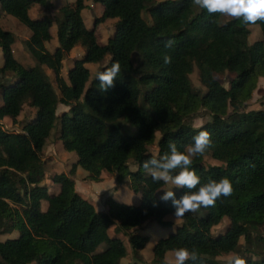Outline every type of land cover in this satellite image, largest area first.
Listing matches in <instances>:
<instances>
[{
	"label": "trees",
	"instance_id": "obj_1",
	"mask_svg": "<svg viewBox=\"0 0 264 264\" xmlns=\"http://www.w3.org/2000/svg\"><path fill=\"white\" fill-rule=\"evenodd\" d=\"M97 1L104 8L97 25L118 20L115 35L105 46L97 44L94 33H87L79 19L78 10L85 0L64 7L60 16L38 20H31L30 11L35 5L48 7V0H0L5 14L31 30L27 46L39 64L26 67L19 62L13 53L15 36L0 27L4 54L0 122L19 125L26 106L38 109L36 118L26 121L21 133L0 124V228L3 234L20 233L17 239L0 242V264H121L127 251L121 239L109 236L108 215L116 219L120 230L137 229L149 221L169 225L165 218L174 214L172 201L157 197L165 185L143 173L142 165L154 155L150 147L158 133L162 135L161 146L169 148L174 141L183 151L199 131L211 133L214 143L207 152L223 163L207 168V152L194 158L192 167L201 184L228 177L234 192L214 207L186 214L174 233L158 241L152 264H162L167 253L180 247L198 253L199 258L187 264H217L208 256L221 251L237 253L251 226L264 224V110L255 114L245 111L260 79H264V22L255 24L261 27L263 41L250 45V27L254 25L210 15L193 0ZM55 24L59 47L50 53L46 44L52 40ZM85 36L89 40L87 53L75 61L66 81L62 77L64 61ZM169 40L173 44L166 47ZM165 55L171 57L170 64L164 63ZM107 56L111 60L100 71L116 61L121 64L115 87L101 92L96 77L87 88L91 79L87 65L102 63ZM48 62L59 86L58 99L53 97V84L42 67ZM195 66L207 89L204 95L192 90L190 76ZM7 74L18 76L14 85H4ZM227 74L233 77L230 88L217 78ZM58 105L70 110L58 115ZM201 111L210 115L211 121L194 128L192 122ZM123 118L138 129L136 135L123 133ZM59 121L64 149L77 153L79 160L69 174L53 177L59 192L51 194L47 186H41V159ZM164 153L162 150L161 155ZM28 160L38 163L30 167ZM131 160L139 166L137 172L130 171ZM79 167L94 182H100L104 172L116 174L119 182L129 176L132 188L142 194L141 202L127 205L110 197L106 201L110 214L99 212L76 190L74 178ZM187 191L181 188L176 198ZM43 202L47 203L44 211ZM232 204L238 206L230 208ZM225 218L230 226L224 234L213 237L212 230ZM149 241L148 236L132 237L137 256ZM247 262L264 264V260Z\"/></svg>",
	"mask_w": 264,
	"mask_h": 264
},
{
	"label": "rangeland",
	"instance_id": "obj_2",
	"mask_svg": "<svg viewBox=\"0 0 264 264\" xmlns=\"http://www.w3.org/2000/svg\"><path fill=\"white\" fill-rule=\"evenodd\" d=\"M167 0H158V2H163ZM49 6L42 7L40 5H35L30 11L31 20L43 19L46 16H60V11L66 6H73L76 0H48ZM79 19L83 25L84 30L87 33H94L96 42L100 46H105L109 43L110 39L114 37L116 31L117 19H110L104 23L96 24V20L101 18L104 13V8L101 2L97 0H85L82 8L78 10ZM144 17L149 23H152V19L148 14H144ZM232 19L231 17H225V21ZM0 27L4 30L11 32L15 38L16 43L13 47V53L15 58L21 62L26 67H37L39 66L36 59L33 57L31 51L27 46V42L31 39V30L20 23L15 17L5 14L0 5ZM251 36L249 38L250 45H254L260 41H263V34L261 27L259 25H254L250 27ZM52 40L46 44V48L50 53H54L59 47L58 40V26L55 24L51 28ZM89 48L88 37H83L76 47L71 51V53L66 57L64 61V67L62 70V77L69 81V72L74 67L76 60L82 59ZM111 60V56L99 64H88L87 67L91 72L90 83L87 88L90 87L93 80L97 77V73L107 66ZM135 62L137 59L135 58ZM4 65V54L0 47V68ZM47 75L50 77L53 84L52 94L55 99L60 97V90L52 70V64L50 62L42 66ZM218 80L226 87L230 88L231 81L233 77L229 74L225 76H218ZM191 86L194 92H201L203 95L207 92V89L202 85L199 76L198 67L195 66L194 73L190 76ZM18 80L17 75L7 74L3 77V83L5 86H12ZM4 89L0 90V107L3 105L4 101ZM55 107V103L52 108ZM70 109L63 105H58L57 113L61 115L64 112H68ZM260 110H264V79H260L258 87L253 94L252 100L247 104L245 111L247 113L255 114ZM38 114V109L31 106H26L23 114L20 116V124L12 125L10 122H0L4 129L10 132H22L23 124L26 121H31L36 118ZM211 121V116L205 111H201L193 120L192 126L196 125L195 128H200L206 123ZM120 125L122 126L123 133L127 136H134L137 134L138 129L132 127L127 118L120 120ZM62 125L59 121L56 128L53 130L49 142L45 147L42 155V172L43 178L41 186H47L51 194H57L59 192V186L55 185L53 182V177L59 174H69L73 166L77 164L79 156L74 152H67L63 147V142L60 140ZM162 139L161 133L157 134V139L154 145L150 147V150L155 155H161L162 150L169 152V148L161 146L160 141ZM29 166L31 167L35 163L34 160H28ZM204 165L209 168L212 166H222L223 163L212 158L210 152L205 154ZM131 172H137L139 166L134 160H131L129 164ZM143 173H145L143 171ZM146 174V173H145ZM148 175V174H147ZM76 190L85 199L92 201L99 212L109 213V207L106 203L108 198H113L119 203L127 205H138L141 202L142 194L135 191L131 186L130 177H125L121 182L117 181L116 174H110L104 172L101 175L100 182H94L89 178V173L83 168L79 167L75 176ZM170 187L165 185L163 188ZM162 188V189H163ZM160 189L157 193V197L163 194V190ZM175 193H179L181 188H174ZM237 204L230 205V208H236ZM47 208V203L43 202L41 205V210L44 211ZM22 213V209H20ZM109 236L111 238H119L123 241L127 256L122 260L121 264H152L154 260V248L158 241L169 237L174 233L179 226L182 225V220L176 221L173 215L169 217L167 226H162L156 221H149L142 227L133 230H120L118 227V222L113 219L110 215L106 220ZM230 226V221L225 218L223 222L212 230L213 237H219L224 234L228 227ZM251 231L248 237H243L240 241V249L237 253L229 251H221L216 256H208V258L217 264H222V261L229 254H239L247 259H252L254 261L264 260V224L251 226ZM4 229L0 228V242H5L8 239H17L20 236L19 232H13L12 234H3ZM135 235L148 236L150 238L149 243L145 249L137 256L134 252L131 239ZM105 248V245L101 247V250ZM167 256L172 259L174 252L167 253Z\"/></svg>",
	"mask_w": 264,
	"mask_h": 264
},
{
	"label": "clouds",
	"instance_id": "obj_3",
	"mask_svg": "<svg viewBox=\"0 0 264 264\" xmlns=\"http://www.w3.org/2000/svg\"><path fill=\"white\" fill-rule=\"evenodd\" d=\"M193 3L210 15L219 14L242 20L246 25L264 22V0H193ZM172 44L173 41L169 40L165 46L171 47ZM164 63H171L169 55L164 56ZM120 72L119 61L112 63L106 70L98 72L99 90L108 92L113 89ZM193 127L197 126L193 125ZM192 141L193 143L184 146L183 151L179 150L176 142H170L169 152L159 156L154 154L142 165L144 172L154 181H162L164 185L170 186L162 189L160 200L172 201L176 221L188 213L198 212L202 207H214L219 199L230 197L234 192L233 182L228 177L218 181L212 179L201 184L200 175L192 167L193 160L209 151L214 142L208 131H199ZM174 188H186L188 191L182 197L176 198ZM194 189L198 190L193 191ZM154 206H156L155 202ZM198 258L196 250L180 247L174 250L172 259L165 255L162 264H187L188 261H195ZM222 264H248V262L239 254H229Z\"/></svg>",
	"mask_w": 264,
	"mask_h": 264
},
{
	"label": "crops",
	"instance_id": "obj_4",
	"mask_svg": "<svg viewBox=\"0 0 264 264\" xmlns=\"http://www.w3.org/2000/svg\"><path fill=\"white\" fill-rule=\"evenodd\" d=\"M169 217H171V215L165 218V221L166 222H168Z\"/></svg>",
	"mask_w": 264,
	"mask_h": 264
}]
</instances>
